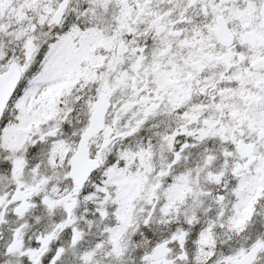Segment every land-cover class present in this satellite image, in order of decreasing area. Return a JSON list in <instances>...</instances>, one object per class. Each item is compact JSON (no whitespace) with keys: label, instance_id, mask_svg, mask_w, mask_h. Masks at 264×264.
Masks as SVG:
<instances>
[{"label":"snow or ice","instance_id":"6c2138e0","mask_svg":"<svg viewBox=\"0 0 264 264\" xmlns=\"http://www.w3.org/2000/svg\"><path fill=\"white\" fill-rule=\"evenodd\" d=\"M0 264H264V0H0Z\"/></svg>","mask_w":264,"mask_h":264}]
</instances>
